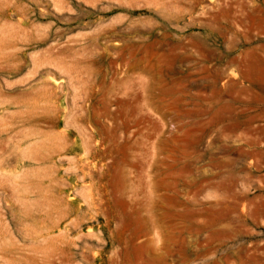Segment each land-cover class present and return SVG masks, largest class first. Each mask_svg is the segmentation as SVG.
I'll return each instance as SVG.
<instances>
[{
	"label": "rangeland",
	"instance_id": "obj_1",
	"mask_svg": "<svg viewBox=\"0 0 264 264\" xmlns=\"http://www.w3.org/2000/svg\"><path fill=\"white\" fill-rule=\"evenodd\" d=\"M0 264H264V0H0Z\"/></svg>",
	"mask_w": 264,
	"mask_h": 264
},
{
	"label": "bare ground",
	"instance_id": "obj_2",
	"mask_svg": "<svg viewBox=\"0 0 264 264\" xmlns=\"http://www.w3.org/2000/svg\"><path fill=\"white\" fill-rule=\"evenodd\" d=\"M245 68V67H244ZM242 69V68H241ZM162 179V178H161ZM61 236H62V232H61ZM64 236V235H63ZM64 238V237H63ZM68 242V241H67ZM66 243V242H65ZM65 246V245H64ZM68 250V249H67ZM62 252H63V250H61ZM64 251H65V249H64ZM62 252H61V255H62ZM66 252V251H65ZM155 252V251H154ZM58 254V253H57ZM65 254V253H64ZM66 254H68L67 252H66ZM59 256H60V254H59ZM66 256V255H65ZM64 256V257H65ZM68 256V255H67ZM69 258V257H68ZM64 259V258H63ZM63 259H61V260H63ZM66 259H67V257H66ZM65 260V259H64ZM64 262V261H63ZM65 262H66V260H65ZM67 262H69V260L67 259Z\"/></svg>",
	"mask_w": 264,
	"mask_h": 264
}]
</instances>
